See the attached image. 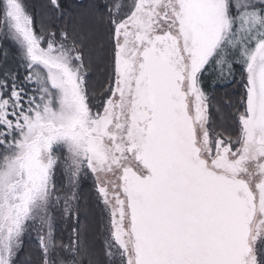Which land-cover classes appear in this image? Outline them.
I'll return each mask as SVG.
<instances>
[{"label":"snow or ice","instance_id":"snow-or-ice-1","mask_svg":"<svg viewBox=\"0 0 264 264\" xmlns=\"http://www.w3.org/2000/svg\"><path fill=\"white\" fill-rule=\"evenodd\" d=\"M77 7L0 0V264H264V0Z\"/></svg>","mask_w":264,"mask_h":264},{"label":"trees","instance_id":"trees-1","mask_svg":"<svg viewBox=\"0 0 264 264\" xmlns=\"http://www.w3.org/2000/svg\"><path fill=\"white\" fill-rule=\"evenodd\" d=\"M24 2L26 4L27 10L33 15L38 30L42 15L46 11L47 0H24ZM93 2L102 5L103 3L107 2V0H61V3L65 5L66 11L76 13L83 11V9L77 7L79 3L91 4ZM82 26L84 27L85 31H87L90 27L93 28L94 35L100 36L98 37L99 39L103 38V28L94 26L89 17L84 18ZM18 62L19 52L16 46L9 41L2 42V44H0V71H2L4 68H16L18 66ZM19 71L21 75H23L24 69L19 68ZM92 75L94 81H99L101 79V75L99 73H92ZM237 79H239V75L237 76ZM229 91L234 92L239 91V89L233 88ZM219 94L223 95V92ZM80 197V203L82 207L81 221H86L92 226L89 236L97 253L99 254L101 253L103 247L104 214L103 212H101V206L96 201L95 191L91 178H85L82 181ZM71 223L72 222H68L66 231H63L62 228H60V230H57V234H68V225H71ZM36 253L37 249L35 247L34 239L29 240L28 238H26L24 249L19 256L18 264H34L36 260Z\"/></svg>","mask_w":264,"mask_h":264},{"label":"rangeland","instance_id":"rangeland-1","mask_svg":"<svg viewBox=\"0 0 264 264\" xmlns=\"http://www.w3.org/2000/svg\"><path fill=\"white\" fill-rule=\"evenodd\" d=\"M29 13H30V12H29ZM95 36H96L97 39H99L98 37H100V36H98V35H95ZM100 206H101V209H102L101 212H103V206H102V205H100ZM103 214H104V212H103ZM103 221H104L103 223H105V221H106V216H105V214H104V219H103ZM67 224H68V223L60 222V227H59L58 230H60V228H62L63 231H66V230H67ZM68 227H69V229H68V232H69V231L71 230V225H68ZM65 235H66V236H65ZM65 235H61V233H58V234H57L58 237H63V238L66 240L68 234L65 233ZM103 236H104V233H103Z\"/></svg>","mask_w":264,"mask_h":264}]
</instances>
